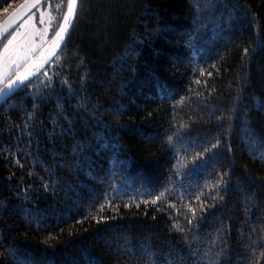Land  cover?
<instances>
[{
  "label": "trees",
  "instance_id": "16d2710c",
  "mask_svg": "<svg viewBox=\"0 0 264 264\" xmlns=\"http://www.w3.org/2000/svg\"><path fill=\"white\" fill-rule=\"evenodd\" d=\"M57 55L0 106V264H264V0H78Z\"/></svg>",
  "mask_w": 264,
  "mask_h": 264
},
{
  "label": "snow or ice",
  "instance_id": "6c2138e0",
  "mask_svg": "<svg viewBox=\"0 0 264 264\" xmlns=\"http://www.w3.org/2000/svg\"><path fill=\"white\" fill-rule=\"evenodd\" d=\"M80 2L82 4L83 0H80ZM77 3L78 0H68L66 5L67 12L62 14L63 22L62 23L57 22L55 25L56 29L58 30L54 32V35L52 37L51 45H50L51 51H49L46 57H44L42 54V59L40 60V63L38 65L30 66L26 63L24 65L23 71H21V65L18 62V59L3 62L2 70H0V97H6L10 95L20 85H23L25 81L29 80L31 76L36 75V73L39 72L41 68H43L44 64L47 63L53 56H55L56 59L59 60V56L57 55L56 50L61 47V43L65 40V36L68 33L69 28L73 23V18L75 17L77 11ZM35 6H36L35 4L29 5V7H35ZM21 7L24 6L22 5ZM49 7H51V5H49ZM62 7H63L62 3L55 5L57 11H59ZM5 11H7V9H5ZM49 19L50 21L56 20V17L50 16ZM41 22H43V20H41ZM45 31H47V29ZM8 35H12V39H9L7 44H5L3 47L4 57H7L9 53V47L10 45H12L16 37L12 33L8 32V28H4L2 31H0V38L7 39ZM13 66H15V71L12 70ZM33 68H35V71L32 70ZM203 74L204 73L202 72L201 75ZM43 75L47 76L48 73L45 71ZM208 75H211V73H208ZM199 82L200 81H197V83ZM169 140H171V137H169ZM213 147H215V145ZM157 199H160V197H157ZM155 202L156 201H153V203ZM201 207H203V205H201ZM192 211L194 214V210Z\"/></svg>",
  "mask_w": 264,
  "mask_h": 264
},
{
  "label": "rangeland",
  "instance_id": "374dc122",
  "mask_svg": "<svg viewBox=\"0 0 264 264\" xmlns=\"http://www.w3.org/2000/svg\"><path fill=\"white\" fill-rule=\"evenodd\" d=\"M49 17L50 14L39 5L17 24L12 32L16 38L9 47L7 57H4L3 47L9 39H12V35L0 46V70H2L3 62L14 59H18L21 67L24 66L51 39ZM12 70L15 71V66Z\"/></svg>",
  "mask_w": 264,
  "mask_h": 264
},
{
  "label": "water",
  "instance_id": "95a60500",
  "mask_svg": "<svg viewBox=\"0 0 264 264\" xmlns=\"http://www.w3.org/2000/svg\"><path fill=\"white\" fill-rule=\"evenodd\" d=\"M43 1L44 0H24L23 2H21L18 6H16L9 14H7L0 21V31H2L4 28H8V32H10L22 19H24L27 15H29L32 11H34L39 5H41ZM33 4H35L36 6L35 7H29V5H33ZM22 5L24 7H21ZM77 6H78V3H77ZM66 12H67V9H66ZM74 18H73V21H74ZM70 29H71V27L69 28V31H70ZM69 31H68V33H69ZM68 33L66 34L65 39H66ZM5 35H7V34H5ZM2 40L3 39L0 38V42ZM51 40H52V38L27 62L28 65H30V66L31 65H38L40 63V60L42 59V54L44 57H46L48 55L49 51H51V47H50ZM64 41L61 43V47H62ZM61 47L56 50L57 54L59 53ZM54 58H55V56H53L47 63H45L43 68H41L40 71L36 73V75L31 76L29 78V80L25 81V83L23 85H20L10 95H8L6 97H0V106L2 104H4L19 88H21L27 82H29L30 80H32L33 78L38 76L53 61ZM23 68H24V66L21 68V71H23ZM32 70L35 71V68H33Z\"/></svg>",
  "mask_w": 264,
  "mask_h": 264
}]
</instances>
